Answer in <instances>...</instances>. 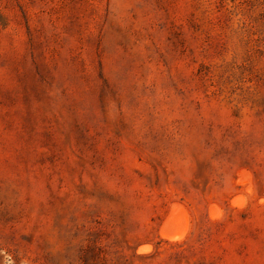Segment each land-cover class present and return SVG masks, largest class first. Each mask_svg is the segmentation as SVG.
I'll return each mask as SVG.
<instances>
[{"label":"rangeland","instance_id":"obj_1","mask_svg":"<svg viewBox=\"0 0 264 264\" xmlns=\"http://www.w3.org/2000/svg\"><path fill=\"white\" fill-rule=\"evenodd\" d=\"M263 12L0 0V264H264Z\"/></svg>","mask_w":264,"mask_h":264},{"label":"bare ground","instance_id":"obj_2","mask_svg":"<svg viewBox=\"0 0 264 264\" xmlns=\"http://www.w3.org/2000/svg\"><path fill=\"white\" fill-rule=\"evenodd\" d=\"M173 215H174V214H173ZM173 215H172V216H173ZM171 220H172V219H171ZM169 221H170V219H169ZM175 221H176V220H175ZM173 222H174V221H173ZM167 223H168V222H167ZM169 223L172 224L171 222H169ZM177 223H178V222H177ZM188 226H189V224H188ZM170 227H171V226H170ZM170 227H169V228H170ZM185 227H186V225H185ZM169 228H168L167 226H165V228H163V230H162L163 232H162V235H161V236H163L164 238H167V239H169V240H170V239H178V240H179V239H181V238L183 239V237H182V233L177 234L176 231L174 232V231L172 230V231H173V232H172V231L169 230ZM161 229H162V228H161ZM176 229H177V228H176ZM179 229H180V228H179ZM179 229H178V230H179ZM187 229H188V228H187ZM178 230H177V231H178ZM178 232H179V231H178ZM171 241H172V240H171ZM180 241H181V240H180ZM141 249H143V248H141Z\"/></svg>","mask_w":264,"mask_h":264},{"label":"trees","instance_id":"obj_3","mask_svg":"<svg viewBox=\"0 0 264 264\" xmlns=\"http://www.w3.org/2000/svg\"><path fill=\"white\" fill-rule=\"evenodd\" d=\"M261 16H262V20H263V22H264V12L261 14ZM263 39H264V37H263Z\"/></svg>","mask_w":264,"mask_h":264}]
</instances>
